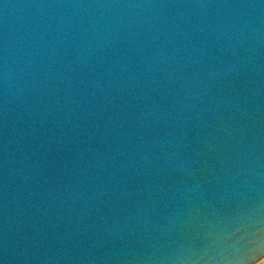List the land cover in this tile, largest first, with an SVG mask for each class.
I'll return each instance as SVG.
<instances>
[{
    "label": "water",
    "instance_id": "95a60500",
    "mask_svg": "<svg viewBox=\"0 0 264 264\" xmlns=\"http://www.w3.org/2000/svg\"><path fill=\"white\" fill-rule=\"evenodd\" d=\"M264 259V0H0V264Z\"/></svg>",
    "mask_w": 264,
    "mask_h": 264
},
{
    "label": "rangeland",
    "instance_id": "374dc122",
    "mask_svg": "<svg viewBox=\"0 0 264 264\" xmlns=\"http://www.w3.org/2000/svg\"><path fill=\"white\" fill-rule=\"evenodd\" d=\"M257 264H264V259L263 260H261L259 263H257Z\"/></svg>",
    "mask_w": 264,
    "mask_h": 264
}]
</instances>
